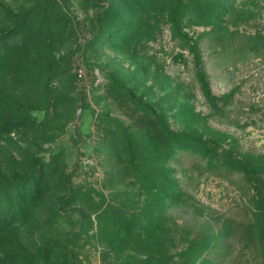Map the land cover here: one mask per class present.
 Segmentation results:
<instances>
[{
	"label": "rangeland",
	"instance_id": "374dc122",
	"mask_svg": "<svg viewBox=\"0 0 264 264\" xmlns=\"http://www.w3.org/2000/svg\"><path fill=\"white\" fill-rule=\"evenodd\" d=\"M0 264H264V0H0Z\"/></svg>",
	"mask_w": 264,
	"mask_h": 264
},
{
	"label": "trees",
	"instance_id": "16d2710c",
	"mask_svg": "<svg viewBox=\"0 0 264 264\" xmlns=\"http://www.w3.org/2000/svg\"><path fill=\"white\" fill-rule=\"evenodd\" d=\"M177 138L180 140V141H186L189 139V137L187 135H184L182 133H179V134H176ZM263 208V207H262Z\"/></svg>",
	"mask_w": 264,
	"mask_h": 264
},
{
	"label": "built area",
	"instance_id": "2783aa9c",
	"mask_svg": "<svg viewBox=\"0 0 264 264\" xmlns=\"http://www.w3.org/2000/svg\"><path fill=\"white\" fill-rule=\"evenodd\" d=\"M83 75H84V73L82 72V70H79V77H80V79H82Z\"/></svg>",
	"mask_w": 264,
	"mask_h": 264
}]
</instances>
